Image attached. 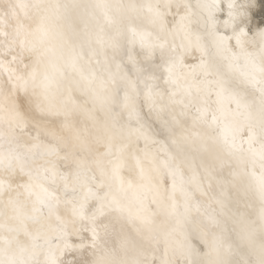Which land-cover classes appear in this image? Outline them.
Here are the masks:
<instances>
[{
	"label": "clouds",
	"instance_id": "clouds-1",
	"mask_svg": "<svg viewBox=\"0 0 264 264\" xmlns=\"http://www.w3.org/2000/svg\"><path fill=\"white\" fill-rule=\"evenodd\" d=\"M255 0H0V264H264Z\"/></svg>",
	"mask_w": 264,
	"mask_h": 264
},
{
	"label": "snow or ice",
	"instance_id": "snow-or-ice-1",
	"mask_svg": "<svg viewBox=\"0 0 264 264\" xmlns=\"http://www.w3.org/2000/svg\"><path fill=\"white\" fill-rule=\"evenodd\" d=\"M250 12L257 25L264 23V0H255V7Z\"/></svg>",
	"mask_w": 264,
	"mask_h": 264
}]
</instances>
